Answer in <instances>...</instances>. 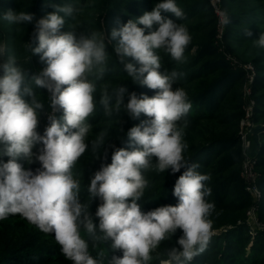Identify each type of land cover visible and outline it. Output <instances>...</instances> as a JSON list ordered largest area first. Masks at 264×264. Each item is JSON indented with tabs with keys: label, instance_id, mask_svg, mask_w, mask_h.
Here are the masks:
<instances>
[{
	"label": "clouds",
	"instance_id": "clouds-1",
	"mask_svg": "<svg viewBox=\"0 0 264 264\" xmlns=\"http://www.w3.org/2000/svg\"><path fill=\"white\" fill-rule=\"evenodd\" d=\"M79 11L72 5L57 6L36 20L39 44L35 48L27 46L32 55L42 54L41 60L47 64L38 75L29 77L8 54L7 45L0 44V59L9 57L8 62L0 64L4 72L0 77V154L10 158L0 163V220L18 214L42 233L54 234L62 255L72 264H102L90 254L82 230L94 242L93 247L111 239L113 249L123 250L122 258L113 257L111 264H149L152 252L161 242L181 229L183 235L176 241L180 247L168 249L167 259L161 264H189L206 250L213 235L209 217L215 206L207 200L211 189L206 184L211 177L200 174L198 164L189 165L185 160L187 144L183 137L192 104L184 89H173L180 74L161 71L158 55L163 50L173 60L185 61L184 52L192 39L189 30L162 13H171L180 21L186 14L176 0H163L151 12L113 29L108 37L104 31L79 37L74 31L61 34L64 17L74 19ZM218 17L224 26L231 23L226 10L219 11ZM2 19L8 24L23 25L31 23L34 15L9 10ZM154 24L159 25L157 30L146 35L145 29H152ZM245 35L250 37L252 33L245 29ZM112 41H118L112 48L123 71L135 83L159 91L151 98H138L132 92L125 104L126 89L115 90L113 103L110 85L105 83L100 88L99 103L107 117L119 114L123 108L132 119L142 113L150 119L128 131L133 150L115 149L111 164H102L90 180L87 192L91 201H103L95 213L99 218L97 227L89 207L80 200L81 182L74 178L73 168L89 147L87 138L93 125L88 118L96 111L97 81L103 79L107 70L106 49ZM253 43L264 48V33ZM126 57L139 67L126 63ZM29 81L50 93L51 111L42 136L37 128L44 104L37 99ZM24 97L31 98L30 102ZM58 110L63 111V123L54 115ZM107 137V129L96 134L91 141L93 153L102 148ZM37 144L43 145L38 153L33 151ZM21 157L29 164L39 161L41 168L35 173L26 170L17 162ZM182 168L186 170L173 190L178 205L142 212L138 202L149 184L144 173H164L168 169L176 173ZM97 256L104 257L105 252L100 250Z\"/></svg>",
	"mask_w": 264,
	"mask_h": 264
},
{
	"label": "rangeland",
	"instance_id": "rangeland-1",
	"mask_svg": "<svg viewBox=\"0 0 264 264\" xmlns=\"http://www.w3.org/2000/svg\"><path fill=\"white\" fill-rule=\"evenodd\" d=\"M73 1L75 4H77L76 6H79L80 2H82V0ZM196 1L198 0H176V3L184 10L185 6ZM203 1H206L208 9L205 7L196 9L192 12H185V9L184 12L188 13L186 14V18L184 20L175 22L185 24L192 37L190 43H193V46L187 51L185 55V61L183 63L179 62L178 64L168 65L166 64L167 62L165 60L168 53L160 50L158 51V55L161 57V71L171 72L174 71L173 69L175 68L177 69L179 67L185 66L187 61L197 53L199 46L202 45V43H206L208 41L210 49L205 54V61L217 59L218 61L213 67H218V74L223 71L225 72L226 70L233 72V76H231V78L228 80L229 82L224 84V95L226 97L225 101L221 103L223 104V108L220 109V111L221 113L236 112L238 114L237 118L231 122L226 121L222 125L216 120L204 121L201 123V125L194 127V132H191V129L186 128L183 139L187 144V148L183 155L184 157H189L191 154V149L194 146H198L199 144L210 139L212 136L233 138L230 146L229 144L223 146V153H221L218 159L213 160H215L214 162L218 160L217 162L219 165H221V163L225 164L229 159L228 156L231 155L232 152H238V155L234 160V165H232L231 168L237 170L238 176L243 184V189L249 195L250 204L244 209V211L234 212L232 215L234 218L233 221L228 219L232 214L231 211L228 209H223L222 206L215 205L209 217L212 220L213 235L206 250L201 255L196 256L192 261L189 262V264H192L193 262H198V264H217L221 258V244L225 242L223 239L218 241L217 238L221 234H225L229 228L235 225H244L246 227L248 234V239L245 242L246 249H249L257 238H261L264 241V219L260 214L262 209L260 205L262 194L258 183L261 173L263 172V168L259 166L258 162L260 157L264 156V48L256 47L253 43V40L259 39L260 35L264 33V0H215V7L211 5L209 0ZM121 2L125 6L124 10L119 9L118 6L111 5L109 0H85L84 6L79 8L81 11L75 14L74 19L64 18L65 24L60 29V33L63 34L74 31L77 37H79L81 34L89 36L94 31L98 33H102L104 31L105 36L108 37L110 36L113 29H118L117 25L125 24L129 20L135 21L139 18L138 16L134 17L128 8H134L135 10L139 11L141 13V17L145 12H151L154 6L163 2V0H122ZM10 3L13 4V8L11 9L12 11H23L29 13V9L27 10L24 5V3H27V0H15ZM132 3H135L133 7ZM214 9H216L217 12L226 10L228 15L231 17V23L227 26L219 23L218 13L215 12ZM6 10L8 9L6 8L5 12L0 13V44L9 45L7 46V49L13 45H19V51L8 50V54L16 59L17 64L24 68L25 72H27L28 65H30L33 71L35 70V73L39 74L45 67H47V64L41 60L42 54L32 55L30 49L27 46V44L30 45V43H28V38H26L27 36H31L33 34L34 26L31 23H25L23 25L8 24L7 21L2 19V16L6 13ZM54 10V7H50L43 13L36 14H42L40 18H43ZM169 14L170 13H162V15L174 21V17H170ZM119 16L123 18V21H119ZM36 20H38V17L36 18L34 16V20L32 22H36ZM73 25H75L76 28L73 27ZM138 26L144 27L143 25ZM158 27L159 25L154 24L152 29H145V33L149 34V32L157 30ZM229 27L232 28L231 34L234 33L235 30L237 32V30L245 31V29H247L252 33V35L250 37L243 35V37L240 39L241 33L238 32L234 35H231L233 36L231 38L228 35ZM13 35L15 37H13ZM24 42H26V45H23ZM117 42L118 41H112L111 44L107 45L106 50L109 53L107 66L112 65L111 62H114L115 65L114 67H109V69L106 70L102 81L99 82L100 85H98V90L95 94L97 105L100 104V88L105 83L110 85L109 89L114 86L121 88V84L123 82L129 84L127 87H122L126 89L123 94L125 104H127L129 95L132 92L139 94V97L147 95L151 98L159 91L158 89H149L146 86L132 82V78L123 71V65L120 64L119 57L113 51L112 45L116 44ZM37 46L38 45H36V47ZM8 59V56L3 57L0 59V64L8 62ZM125 62H132L137 68L139 67V64H137L131 57H126ZM189 76H191L190 73L186 75V78ZM199 81L200 80L186 82L182 87L179 86L181 85L180 81L179 84L175 83L173 85V89L175 90V88H182L185 90L187 96H190L192 94H196L194 85L199 83ZM135 86H138L139 88H147L145 89L146 93L137 91ZM39 93L40 94L37 95V99H39L44 104L43 109L40 111L39 126L37 128L38 134L41 135L44 134L45 128L48 126V116L51 109L49 108L48 101L50 93ZM112 102H115V95ZM235 107H238V109H235ZM97 112L98 114L100 113V111ZM101 113L102 114L100 116H96L94 112V114L88 118V122L93 125L92 132L87 138L89 147L77 161L78 171L73 174L74 178L80 180L81 182L80 200L89 207V213L94 212L93 208L95 206H100L103 203V201L99 198H94L91 201L87 192V187L90 184V180L94 173L100 170L102 164H110L108 162L110 159L109 156H112V152H114V150L117 148L116 142L118 139H121L120 133L124 132L125 126H127L130 119L128 114L124 112L123 108L119 114L114 113L111 117H107L103 110ZM147 119L150 118L146 117L142 113L136 120V124L139 125L142 121ZM105 129L108 131V137L106 138L102 148L99 149L97 153H93L91 141L95 139L97 133ZM122 145H126L124 149L129 151L133 150V147H135L131 144L130 140L127 143H123ZM41 147H43L42 144H37L36 148H33V151L38 153V150ZM221 149L222 147L214 149L213 154L218 150L220 151ZM97 155L99 156L96 157ZM206 158H208V153L199 157L198 162L199 160H206ZM24 160L25 159L22 158L20 161ZM247 160L252 161V168L256 174L254 183L260 191V200L258 203L255 201L253 202L252 194L246 190L248 180L245 179L244 165L248 163ZM6 162H8V158L5 159V156L0 154V163ZM153 162H155V158H153ZM29 166L30 164L28 163L26 168H29ZM36 168L39 167L35 166V169ZM169 170L170 169H168L166 172ZM144 175L149 181V184L145 189L144 195L140 200L141 203L139 204L141 205V211L147 213L148 211H146V208L150 206L151 200L156 197L154 194L159 192L160 188L170 178L167 177L166 173L161 174L154 170L146 171ZM209 188H213L212 184H209ZM207 200L211 203H214L215 199L213 195H209ZM92 216L94 219L96 218L95 212ZM17 217L16 215H13L11 218L0 221V247L3 246V242L5 241L8 242L10 246L17 242L23 241L22 244H25L23 245V248H25L24 250H28L29 248H35L41 246L42 244L46 245L49 242H54L52 238L43 236L42 238H39L36 230L29 229L31 227L28 225V223ZM34 234L35 237L32 238ZM182 235V230L177 229L173 236L162 241L158 248L152 252L153 259L149 262V264H161L163 260L167 259V250L172 247L179 248L180 246L176 243V241ZM36 236L39 239H37ZM99 243L100 242H97L96 247H99ZM28 244H30L32 247H28ZM93 244V241H89V248L91 250L96 248L93 247ZM111 252H113L111 253V256L120 257L117 254L119 253L117 250L113 249ZM93 253L94 254H92V256L94 258H98L102 262L104 261V258L98 257L97 254H95V251H93ZM43 264L64 263L52 261Z\"/></svg>",
	"mask_w": 264,
	"mask_h": 264
},
{
	"label": "trees",
	"instance_id": "trees-1",
	"mask_svg": "<svg viewBox=\"0 0 264 264\" xmlns=\"http://www.w3.org/2000/svg\"><path fill=\"white\" fill-rule=\"evenodd\" d=\"M15 1V0H0V13L5 12V9L7 8L6 12L11 10L13 8V4L10 2ZM26 1V0H25ZM122 0H109V3L111 5L118 6L119 9L124 10L125 6L121 2ZM149 3V2H147ZM85 4V0H82L80 2L79 6H76L75 2L73 0H27V3H24L25 8L28 10L29 9V14H33L36 18L40 19L42 14H36V13H43L45 10H48L50 7L56 8L57 6L63 7L66 5H72L75 8H81ZM135 4V3H134ZM132 3V7L134 5ZM207 8V3L206 1L203 0H198L196 2H193L192 4H189L185 6L184 10L186 9L185 12H192L196 9H201V8ZM208 9V8H207ZM130 13L135 17L138 16L140 17V12L135 10L134 8H128ZM188 14V13H185ZM190 14V13H189ZM60 15H64L60 13ZM170 17H174V22L179 21L173 14H169ZM64 18H71L65 16ZM119 21H123L122 17H118ZM35 23L36 22H31V24L34 26V32L31 36H27L28 38V43H30L31 47L35 48L36 45L39 44L38 41V34L35 33ZM126 24V23H125ZM124 24L117 25V28L119 29L122 27ZM110 28V27H108ZM232 28H228V35L232 38L235 33L240 32V39L245 35V31L243 30H235L234 33H232ZM146 34V33H145ZM147 35V34H146ZM13 37H15L13 35ZM193 42V41H192ZM23 45H26V42L23 43ZM9 46V45H7ZM193 43H189L187 48L185 49L184 52V57L187 53V51L192 48ZM19 45H13L12 47H8L9 51H19ZM209 43L208 41L206 43H202V45L199 46V49L194 56L190 60L187 61V64L183 67L175 68L173 69L176 71L179 75V78L177 79L176 83L179 84L181 81L180 87L183 86L184 83L189 82V81H196L200 80L199 83L195 84V90L196 94H192L188 97V100L192 104V108L187 116L188 120V129H191L190 131L192 132L195 130L194 127L201 125L202 122L208 121V120H216L218 121L219 124H224L226 121L231 122L234 121L238 114L236 112H231V113H221L220 109L223 108V101H225V95H224V84L228 83L229 79L231 76H233V72L230 70H226L225 72H221L218 74V67L214 68V64L217 63V59H211L208 61H205V54L209 50ZM166 64H178L179 62L173 60L170 56V54L166 55ZM115 61V60H112ZM132 63V62H131ZM220 63V61H219ZM112 65L107 66V70L109 67H114V62H111ZM27 75L29 77L38 75L35 73V70L33 71L32 67L28 65L27 69ZM190 73L191 76L186 78V75ZM4 75V72L2 69H0V77ZM187 79V80H185ZM102 81V80H100ZM100 81H97V85H100ZM131 81V80H130ZM206 81V83H205ZM232 81V80H231ZM31 81H29L30 83ZM132 82H134L132 80ZM135 83V82H134ZM31 86L33 87L34 91L36 92L37 95L41 93H46L48 92L47 89L44 88H37L35 84L31 82ZM122 87H127L129 84H126V82H123L121 84ZM121 87V88H122ZM263 87V86H261ZM118 88V86L111 87L109 89V94L113 96L112 100L114 99L115 95V90ZM135 89L137 91H142V93H146L147 88L142 87L139 88L138 86H135ZM224 96V97H223ZM137 97L139 98V94H137ZM27 102H30L31 98L29 97H24ZM222 100V101H221ZM235 109H238V107H235ZM104 111V108L102 105H97L95 114L96 116H100L102 113L101 111ZM97 111H100L98 114ZM56 118L60 120L61 123H63L62 117H63V111L58 110L56 113H54ZM138 119V118H137ZM137 119H129V123L127 126H125V130L123 133H120V138L116 142L117 148H125L126 145H122L123 143H127L129 141V138L127 136L128 131L134 127L137 126L136 120ZM183 123V121H181ZM75 131V130H74ZM194 132V131H193ZM43 134H41L42 136ZM126 141V142H124ZM233 141V138H223V137H217V136H212L210 139L206 140L205 142L199 144L198 146H194L191 149V154L189 157H185V160L190 164H198L199 167L197 171L200 174H208L212 175L210 180L206 182L207 186L209 187V184H212L213 188L211 189V194L214 197V206H222L223 209H228L231 211V216L228 218L230 221H233L234 218L232 215L234 212H241L244 211L246 207L249 206L250 204V198L249 195L246 193V191L243 189V184L242 181L240 180L238 176V172L236 169L231 168L232 165H234V160L236 159V156L238 155V152L234 151L229 155V159L226 161L225 164L219 165L218 160L214 162L215 160L213 159H218L221 153H223V146L228 145L230 146V143ZM3 146L0 145V148ZM222 147V149L217 152H214V149ZM36 148V146L34 147ZM188 150V149H187ZM190 151V150H189ZM113 153V152H112ZM208 153V158L206 160H199L198 158L201 157L202 155H205ZM264 154V150H263ZM3 155V154H1ZM5 156V159L8 158V156ZM109 163L111 164V155L109 156ZM227 157V158H228ZM264 156H261L259 159V166L263 168V172L261 173V177L259 179V186L261 189V201L260 205L262 207L261 209V217L264 219ZM4 158V157H3ZM23 157L18 159V163H20L24 168L27 167L28 162L26 160L20 161ZM78 163V162H77ZM76 163L75 167L73 168V174L78 171V164ZM218 165V166H217ZM35 166L41 168V164L39 161H33L29 168H26L28 170H33L32 172L35 173L37 169H35ZM89 167V166H88ZM210 167V168H209ZM35 169V170H34ZM185 168H182L179 172L172 173L171 169L166 173L167 177L170 179L165 182V184L160 188L159 192H156L154 197L151 200L150 206H148L146 211H152L155 210L156 208L159 207H164V206H177L179 203V200L177 197L173 195V190L175 183L177 179L179 178L180 175L183 174L185 171ZM209 171V172H207ZM162 174V173H161ZM129 203L131 200L128 201ZM138 203H141L140 201ZM99 206H95L94 212L96 213L97 209ZM91 209V210H93ZM145 211V210H144ZM94 212H90L91 215L94 214ZM13 215H9L7 218H11ZM18 216V217H17ZM17 218H21L23 221L27 222L25 219H23L21 216L18 214L16 215ZM96 217V216H95ZM6 218V219H7ZM1 221V220H0ZM28 223V222H27ZM94 223L97 225L99 224V218L96 217L94 219ZM28 225L31 227L29 229L36 230L37 235L39 238L47 237V238H52L54 242H49L46 245H41L39 247L35 248H29L28 250H24L22 244L23 241L17 242L14 245H11L8 242H3V246L0 247V264H43V263H48L52 261H59L64 264H72L71 261H68L65 259V257L62 255L59 246L57 245L54 234H44L42 233L36 226L31 225L28 223ZM39 233V234H38ZM82 237L86 240L92 241L90 237L87 236L86 233L83 232L82 230ZM35 237V234L32 238ZM37 237V236H36ZM37 237V239H39ZM216 238V237H215ZM218 241L223 239L225 242L221 244V251L220 255L221 258L217 264H264V244L263 240L261 238H257L255 242L251 245L249 249L245 248V242L248 239V234L246 231V227L244 225L238 226L235 225L227 230L225 234H221L218 238ZM30 243V242H28ZM112 245V240L109 239L106 242H100L99 247L94 248L91 250L89 248L90 254H94L93 251H95V254L98 253V251L103 250L105 252L104 261L102 264H111L113 256H111L113 252V248L111 247ZM237 245V247H236ZM28 247H32L30 244H28ZM119 253H117L121 258L123 256V250L122 249H115ZM120 250V251H119ZM54 253V254H52ZM192 264H198V262H193ZM216 264V263H215Z\"/></svg>",
	"mask_w": 264,
	"mask_h": 264
},
{
	"label": "built area",
	"instance_id": "built-area-1",
	"mask_svg": "<svg viewBox=\"0 0 264 264\" xmlns=\"http://www.w3.org/2000/svg\"><path fill=\"white\" fill-rule=\"evenodd\" d=\"M211 5L213 7H215V0H209ZM215 12H217L216 9H214ZM218 13V12H217ZM248 163L246 165H244V173H245V179L248 180V184H247V187H246V190L252 194L253 196V202L255 201L256 203L259 202L260 200V191L259 189L257 188L256 184L254 183L255 182V178H256V174L252 168V161H249L247 160ZM255 204V203H254Z\"/></svg>",
	"mask_w": 264,
	"mask_h": 264
}]
</instances>
